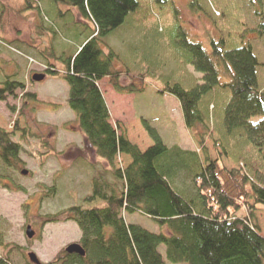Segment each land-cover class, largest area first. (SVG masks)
Wrapping results in <instances>:
<instances>
[{"label":"trees","instance_id":"16d2710c","mask_svg":"<svg viewBox=\"0 0 264 264\" xmlns=\"http://www.w3.org/2000/svg\"><path fill=\"white\" fill-rule=\"evenodd\" d=\"M41 1L27 0L26 8L37 9ZM49 1L56 6L63 4L77 9L83 18L95 24L89 29L86 42L74 54L59 58L63 70L52 66L45 72L47 76H58L67 82L66 103L74 112L86 148L107 163L103 172L114 177L113 183L104 178L95 179L93 193L82 204L44 215V223L75 221L82 231L80 244L86 251V255L81 256L62 249L53 262L264 264V236L260 233L254 206L249 204V199L253 198L257 204L264 205V169L252 165L253 176L241 169H228L219 158L210 159L204 134L197 133L200 148L207 155L205 165L197 150L168 147L146 119L142 121L153 145L141 150L130 140L122 122H111L102 81L108 79L118 93H142L147 85L146 73L116 67L119 54L107 43L108 37L128 18H139L136 15L139 0ZM153 1L164 5L170 0ZM256 14L258 30L264 34V13L257 11ZM2 16L0 10V22ZM181 34L179 43L185 50L186 61L202 74L201 82L190 88L179 82H168L158 92L179 100L185 125L192 131L211 119L216 104L211 102V107L205 106L207 96L220 88L226 90L230 94L223 105L225 133L232 134L239 129L262 151L264 88L259 69L264 64L253 45L243 41L227 47L225 38L212 39L208 51L201 42L188 38L186 32ZM18 91L22 93L23 107L29 101L40 100L27 84L9 77L0 84V100L16 97ZM10 109L17 110L15 106ZM255 117L259 120L254 122ZM13 136L0 127V159L9 167L24 163L22 145L15 142ZM120 155L130 158L126 166H116ZM184 172L186 177H183ZM128 182L136 188L129 190ZM55 190L56 187H52L50 193ZM242 209H246L247 214L238 216ZM136 213L150 218L159 231L126 221L127 215ZM161 245L166 247L165 255L159 250ZM0 246H4L2 233ZM0 264H10L8 257L0 255Z\"/></svg>","mask_w":264,"mask_h":264},{"label":"rangeland","instance_id":"374dc122","mask_svg":"<svg viewBox=\"0 0 264 264\" xmlns=\"http://www.w3.org/2000/svg\"><path fill=\"white\" fill-rule=\"evenodd\" d=\"M249 1L248 4L247 0H170L158 5L153 0H139L136 14L139 18H128L108 37L107 43L119 54L117 68L148 75L145 91L137 94L118 93L108 79L102 81L111 118L121 120L130 140L141 150L153 145L142 121L146 119L168 147L197 150L205 165L208 155L212 160L219 158L228 169H241L251 176L252 165L264 169V162H259L264 161V147L262 151L254 147L239 129L232 134L223 129V105L230 94L226 90L220 88L207 96L203 104L211 107L214 102V112L206 124L192 131L185 125L179 100L158 92L168 82H179L185 88L201 82L202 74L187 63L185 50L179 43L182 32L201 42L208 51L212 39L225 38L227 47L243 41L252 44L264 64V34L258 30L256 14L257 11L264 13V0ZM27 5V0H0L3 11L0 84L7 77L17 79L40 98L27 102L26 107L20 91L16 97L0 100V127L12 132L13 140L22 145L24 161L9 167L0 159V233L4 237L0 255L7 256L10 264H33L29 253L35 252L43 264H62L53 262L55 257L68 245L80 243L82 231L72 220L44 223V215L82 204L93 193L95 179L104 178L113 183L114 177L103 172L107 163L104 160L100 163L92 149L84 150L85 137L66 103L67 82L58 76H46L42 81L32 77L46 73L52 66L63 70L59 58L74 54L95 24L83 18L77 9L63 4L56 6L49 0H42L37 9L26 8ZM73 28L79 32H71ZM259 76L264 88V65L259 69ZM10 106H15L16 112ZM257 120L253 118L254 122ZM197 133L204 134L207 155L200 148ZM76 156L78 160L74 162ZM127 163L125 155L116 160L118 167ZM183 175L186 177V173ZM52 187H56L53 194ZM128 187L129 190L136 188L130 182ZM249 204L254 206L260 233L264 236V205L257 204L253 198ZM246 214V209L237 213L238 216ZM126 221L159 231L150 218L138 213L127 215ZM29 225L34 231L32 238L27 235ZM159 250L165 255L164 245ZM168 264L174 263L168 261Z\"/></svg>","mask_w":264,"mask_h":264},{"label":"water","instance_id":"95a60500","mask_svg":"<svg viewBox=\"0 0 264 264\" xmlns=\"http://www.w3.org/2000/svg\"><path fill=\"white\" fill-rule=\"evenodd\" d=\"M46 76H47L46 73H36L35 75H33L32 78L36 81H42L45 79ZM26 172L27 171L25 170L24 173H26ZM27 235L29 238H32L34 235V231L32 230L31 225H29L27 228ZM66 252L69 254H79L81 256L86 255L85 248L80 243H72V244L68 245L66 247ZM29 258L33 264H41L40 259L35 252H30Z\"/></svg>","mask_w":264,"mask_h":264},{"label":"crops","instance_id":"0c3cea01","mask_svg":"<svg viewBox=\"0 0 264 264\" xmlns=\"http://www.w3.org/2000/svg\"><path fill=\"white\" fill-rule=\"evenodd\" d=\"M73 25H75V24H73ZM74 30H72V32L73 31H76V32H78L77 30H76V28H73ZM86 40H87V38H85V40L83 41V42H81L80 44H78V48H77V50L83 45V43H85L86 42ZM112 116V115H111ZM117 121H120L121 122V120H116V121H113V119L111 118V122L113 123V124H116V122ZM123 126L126 128V126L123 124ZM126 130H127V128H126ZM128 133V132H127ZM129 136V135H128ZM86 147V146H85ZM78 148V147H77ZM82 148V147H81ZM85 151H87V152H90V150H88L87 148L86 149H84ZM126 158H127V162L129 163L130 162V158L129 157H127L126 156ZM78 160V156H76V158H75V161L74 162H76ZM98 160L100 161V163L101 162H103L102 161V159H100V158H98Z\"/></svg>","mask_w":264,"mask_h":264},{"label":"flooded vegetation","instance_id":"af4514ba","mask_svg":"<svg viewBox=\"0 0 264 264\" xmlns=\"http://www.w3.org/2000/svg\"><path fill=\"white\" fill-rule=\"evenodd\" d=\"M72 255H75V254H72ZM41 264H43V263L41 262Z\"/></svg>","mask_w":264,"mask_h":264}]
</instances>
